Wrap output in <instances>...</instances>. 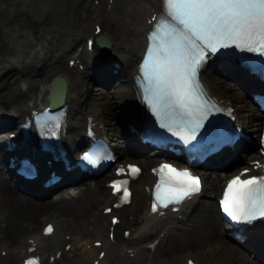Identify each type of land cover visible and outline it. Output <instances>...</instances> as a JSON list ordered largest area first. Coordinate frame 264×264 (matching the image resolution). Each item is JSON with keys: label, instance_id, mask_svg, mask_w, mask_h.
I'll use <instances>...</instances> for the list:
<instances>
[{"label": "bare ground", "instance_id": "bare-ground-1", "mask_svg": "<svg viewBox=\"0 0 264 264\" xmlns=\"http://www.w3.org/2000/svg\"><path fill=\"white\" fill-rule=\"evenodd\" d=\"M146 1L152 0H113V6L110 5V7H105V2L106 4H111L112 0L110 2L108 0H97L99 6L104 7V11L101 10L100 13L93 17L95 24L92 29H94V26L97 25L98 22L102 24L104 29L102 28L98 34H102L103 32L105 36L109 37V42L111 43L110 50L113 51L117 57L118 68L116 69L117 73L114 74V76L123 74L122 80L124 84L120 86L122 87L121 90L122 93H124L123 96L126 98V102L134 100L135 98L133 92L134 90L132 89L129 81V76L133 69L132 63L136 59L139 46L142 42L140 30L147 26L146 21L151 13H157L160 10V0H158L157 4L149 6L146 4ZM84 2L85 0H80L78 6L82 9L85 19L92 18L90 16L93 6L92 2H85L86 7H83ZM13 13L14 12H12V14ZM14 16H17L20 19V24L27 21V16H25L26 19L21 18L17 15V13H14ZM109 18L113 22L106 24V22H108L107 19ZM47 29L48 33H50V29ZM86 29H88L87 25L78 27L77 30L71 29L68 31L67 29V32L57 41L59 43L57 46L61 49L69 48L70 45L65 43L66 40L70 43L73 42L75 45L80 41V39H82L83 36L90 33L86 32ZM10 31V27L4 29L0 26V39L5 40L10 38ZM16 35L17 37L14 39L15 42L21 40L23 42L14 45V47L12 46V54L14 55V58L12 59L13 61L16 60V54L24 56L26 53L25 48H22L26 45V42L22 39L19 32L16 33ZM38 35L39 33L36 31L33 34V37H37ZM28 47H31V45ZM72 48L73 47H71V49ZM47 55H50V53L44 52L45 59L47 58ZM34 58H36L35 55L32 59H30V62H32ZM73 59H78V63L83 65L86 64L84 51H80ZM13 65L14 66L8 65L6 67L7 77L11 73L15 76L10 83H16V73L18 75V79L25 80L31 89L36 85V79L34 78L35 75L40 74V76L48 78L59 74L66 77V79L64 78L66 80V94L63 101L67 105L66 119L68 122L66 123L65 138L72 133H74V135H78L80 128H82V126L87 122L88 118L91 119V122L94 123L95 126H99L101 124L100 121L96 120L97 117H105L106 119L113 118L116 121L118 118L120 120H130L128 112L126 113V109L123 111V107L126 103H116L115 107L119 109V114L116 116L108 113L107 108H109V106L107 103L103 105L105 109L101 111L99 108L92 105L89 107L88 111H85L86 113L83 112L84 118L82 120V117L80 118L79 116V111L80 107L81 109L84 108H82L80 100L78 99L80 98L82 100V81H80L79 77H77L78 72L74 68H60L58 63L55 62L53 65L48 67V69L54 68L55 66H58L60 69H56V73L54 75L52 74L48 76L47 73L50 71L44 67V62H42L38 67L34 64L25 65L22 62H15ZM17 66L20 68H17ZM232 71L241 75V72L237 69ZM101 74L102 70L98 71L96 76L101 78ZM233 75L239 79V76L236 74ZM201 79L207 90L213 92H224L227 94L225 97L229 100L231 98L228 97L231 96L234 101L237 102V105H235L236 111H242L244 106V104L241 103V100H244L242 95L232 93L228 87H221L204 74H201ZM5 81L3 83L5 84V91L3 92V90H0V100H4L5 98L9 103H14L12 111L20 115L14 120V122H17V120L24 116L27 106L24 103L17 101L20 94L16 92L13 87L7 85ZM240 114L241 113H237V122L243 127V131L246 133H249L250 129L255 127H251L253 124L256 125L260 123L257 121L258 115L251 111L247 110V113L242 116ZM108 129V134L112 137L114 135L112 126L108 125ZM97 134L99 136L106 135L105 131L102 132L98 128ZM252 158L255 157L253 156L250 159ZM148 162H150V160L146 163ZM146 163L142 162L141 169L147 168ZM230 165V163L227 164V166ZM222 173L224 172H206V175L203 178L204 195H209L214 191L218 182L223 178V175H221ZM209 174H211V176ZM104 177L114 176L111 172L110 174L104 175ZM140 179L142 180L140 182H135L131 188L132 193L127 207L124 209L114 208L110 211L113 212L110 216L117 214L119 217L118 223L113 225L112 232L116 233L118 227L122 225L123 228L130 229L134 223H138V219L145 218V214L148 212L147 202L149 201V195L145 190V185L149 184L151 180H153V177L149 174L148 168ZM104 180L103 178L95 180L92 185L87 186L84 192L72 198L34 201V199H31L28 196L23 194L21 195L16 192L10 182H8L6 178L0 176V222H2V225L0 224V250H6V252L4 251L2 255L0 254V264H14V261L16 264L20 257L25 254H39L41 264H56V262L60 264V257L62 258L61 261H64L65 264H80V262H82V264L88 263L92 258L95 246H93L92 243L89 244V241L80 242V237L86 236L87 238L88 235L92 234L100 238V236L104 233V229L108 231L110 223L109 221H106L105 214L101 211V208L111 206V204L117 200L115 193H111L109 191V187L105 184ZM195 197L197 196H194L189 202H185L181 205L176 213L170 214V212L167 211L164 213L163 217H157L158 220L153 218H146L142 220V229L136 233V237L143 238L151 235L152 232L149 227L152 228L155 226L157 230L163 231V234H165L168 238V248L165 249L162 254L165 259L163 260L159 258L156 259V261L159 260L165 264H177L175 262L176 256L172 255H175L177 252L181 251V249L186 247H191V249L196 252V258L201 262V264H209L210 261H208V259L211 258H215L216 260L220 258L224 263H226V260L233 258L234 255L239 253L237 248L232 246L226 237V239L223 237V233H226L229 228H227L226 225L221 224L216 207L214 208L213 202L211 204V199H209V203L202 202L198 206L199 201H193ZM99 205L102 207H98ZM59 210L64 213L59 212L58 214H55V212ZM126 213L127 215L124 216ZM63 214H67V216H64ZM173 214H180L181 217L184 216L189 225L188 231H185L186 237L184 242L180 241V244L177 241V237L180 235V230L177 231V228L173 227L177 225L173 224L171 228L165 226L166 223H171L174 220ZM41 218L44 220H48L49 218L53 219L52 226L54 232L51 235H44L41 233V227L48 221H45L44 223L42 222L39 231L31 232L34 230L32 228L39 223ZM165 220H167V222H164ZM84 224H86V226L88 225V228L90 230L92 229V231L85 229L83 227ZM89 224H92L93 226H90ZM137 229H139V227ZM137 229L134 231L137 232ZM131 230L133 233V229ZM259 231L264 233V226H260ZM196 233L198 234L196 235ZM65 235L67 236L65 237ZM115 236H117L118 239L122 238V232H120L119 235L115 234ZM210 239L213 241L211 243L212 245L210 244L211 246H207L206 248L197 251L202 246L203 242ZM65 243L69 244L66 251L63 247ZM28 246H34V250L27 252L26 248ZM75 248H79L80 252L77 253ZM104 248L107 249L105 257L106 264H141L143 260V257L140 256L141 254L138 255L137 248H130L129 250L133 253V255L132 258H127L126 255L128 252L126 249H124L125 253L121 252V250H123L122 247L111 249L106 244V238H104V241L100 244L98 250ZM58 250L60 251V256L56 259L54 258L53 260L48 261V256H54L55 252ZM81 251H84V254H81ZM68 252H72L70 256H67ZM155 253H157L156 250Z\"/></svg>", "mask_w": 264, "mask_h": 264}, {"label": "snow or ice", "instance_id": "snow-or-ice-1", "mask_svg": "<svg viewBox=\"0 0 264 264\" xmlns=\"http://www.w3.org/2000/svg\"><path fill=\"white\" fill-rule=\"evenodd\" d=\"M162 3L165 18L150 36L153 44L142 68L145 90L150 92L145 99L157 114L161 104L170 109V115L176 117L173 122L187 125L191 129L190 138H195L208 115L201 102L199 69L209 53L221 48L235 46L264 55V0H162ZM85 159L95 162L92 155H86ZM128 171L135 177L140 169L129 165ZM122 173L123 168L117 174ZM154 173L158 181L153 190V212L179 205L200 191V178L187 169L177 170L164 163ZM127 184V180L116 181L112 188L130 197ZM220 206L237 223H251L264 217V176L247 179L236 176L228 181ZM51 232L49 226L46 233Z\"/></svg>", "mask_w": 264, "mask_h": 264}, {"label": "rangeland", "instance_id": "rangeland-1", "mask_svg": "<svg viewBox=\"0 0 264 264\" xmlns=\"http://www.w3.org/2000/svg\"><path fill=\"white\" fill-rule=\"evenodd\" d=\"M3 1V0H2ZM4 2V1H3ZM5 3V2H4ZM0 5H3V3L0 1ZM29 6V4L27 3L26 4V7H28ZM71 6L72 5H69L68 6V8H67V11L68 12H70L71 13V10H72V8H71ZM7 8V7H6ZM5 8V9H6ZM22 18V17H21ZM81 23V20H79V24ZM36 32V31H35ZM78 43V42H77ZM76 43V44H77ZM83 80H86L87 81V79H86V77H83L82 78ZM227 95V94H226ZM123 95H122V90H121V86L119 85V88H118V95H117V97H122ZM228 98H231L232 100H234L231 96H229ZM126 102V98L123 96V99H122V101H120V103H125ZM104 105V104H103ZM96 108V107H95ZM85 111H88V110H85V109H81V112L79 111V115H80V113H83V112H85ZM243 112V114L245 113V111L244 110H242ZM98 112V111H97ZM127 113V112H126ZM80 118H81V116H80ZM82 120H83V118H82ZM142 179H139L138 180V182H140ZM210 195V194H209ZM203 196H206V194L204 195V193H203ZM213 196V195H212ZM202 199H206V198H200V200H202ZM204 201H206V200H204ZM202 203V202H201ZM200 204V203H199ZM100 207H102L101 205H100ZM196 208V207H195ZM194 208V209H195ZM194 209H193V211H194ZM59 212H61V213H64L63 211H56L55 212V214H58ZM192 212V211H191ZM64 216H67V214H63ZM127 215V213L124 215V216H126ZM44 217V216H43ZM63 217V216H62ZM189 218V217H188ZM185 221L187 222V223H182V224H184V225H186V226H188V221L185 219ZM38 224V223H37ZM37 224L32 228V229H34L36 226H37ZM90 226H93L92 224H89ZM83 227L85 228V229H87L88 231H92V229L90 230L89 228H88V225L86 226V224H84L83 225ZM31 229V230H32ZM119 231H120V229H119ZM177 231H178V229H177ZM188 231V230H187ZM180 233V235L177 237V241H178V243L180 244V241H182V242H184V239H185V231H179ZM198 233H196V235H197ZM93 238H95V236H91L89 239H93ZM211 240V239H210ZM209 241V240H208ZM126 244H128V243H126ZM168 248V238L166 237V235L164 234V236H163V238L161 239V242H160V244H159V246H158V249H156V251H157V253H154L152 256H151V258L153 259V264H154V261L157 263V264H165V263H163V262H160L159 260H155L153 257H156V259H159V258H161V259H165L164 258V256L162 255L163 254V252H164V250L165 249H167ZM191 248V247H190ZM75 250H76V252L78 253V252H80V249L79 248H75ZM101 250V249H100ZM163 250V251H162ZM182 250V249H181ZM183 250H185V249H183ZM183 250L182 251H179V252H177L175 255H172V256H176L178 259L180 258L179 256H180V253L181 252H183ZM3 251H5L6 252V250H3ZM99 251V250H98ZM124 251V250H123ZM159 252V253H158ZM123 253H125V252H123ZM81 254H84V251H81ZM155 254H156V256H155ZM157 254H159V255H157ZM159 256H161V257H159ZM158 257V258H157ZM175 257V258H176ZM169 258V257H168ZM62 260V258L60 257L59 258V261H61ZM143 261V260H142ZM105 262V261H104ZM14 264H15V261H14ZM62 264H65L64 263V261H63V263ZM140 264V263H139ZM141 264H142V262H141Z\"/></svg>", "mask_w": 264, "mask_h": 264}]
</instances>
